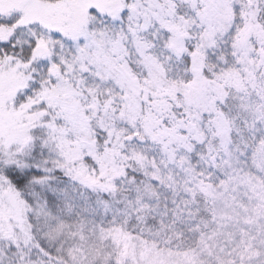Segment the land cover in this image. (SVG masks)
<instances>
[{"label":"snow or ice","instance_id":"6c2138e0","mask_svg":"<svg viewBox=\"0 0 264 264\" xmlns=\"http://www.w3.org/2000/svg\"><path fill=\"white\" fill-rule=\"evenodd\" d=\"M0 264H264V0H0Z\"/></svg>","mask_w":264,"mask_h":264}]
</instances>
